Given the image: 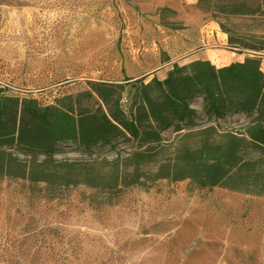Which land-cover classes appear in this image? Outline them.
Here are the masks:
<instances>
[{
	"label": "rangeland",
	"instance_id": "374dc122",
	"mask_svg": "<svg viewBox=\"0 0 264 264\" xmlns=\"http://www.w3.org/2000/svg\"><path fill=\"white\" fill-rule=\"evenodd\" d=\"M229 1L0 0V92L41 105L73 96L79 110L102 103L97 83H125L129 112L135 84L156 97L207 61L257 56L264 70V12H229ZM185 133L163 132L139 161L127 147L89 157L69 146L33 167L0 150L12 172L0 176V264H264V195L246 176L227 187L170 176L182 154H208L204 136Z\"/></svg>",
	"mask_w": 264,
	"mask_h": 264
},
{
	"label": "trees",
	"instance_id": "16d2710c",
	"mask_svg": "<svg viewBox=\"0 0 264 264\" xmlns=\"http://www.w3.org/2000/svg\"><path fill=\"white\" fill-rule=\"evenodd\" d=\"M228 4L229 12H264V0H230ZM230 43L238 47L233 39ZM135 85L138 99L129 112L120 103L125 83H97L94 91L102 103L79 110L73 96L41 105L35 98L0 92V150L23 155L33 167L39 166V156L50 159L69 146L89 157L106 149L121 154L127 147V158L139 161L161 147L162 133L173 128L186 132L181 136H204L208 154L190 157L186 150L189 155L182 154L168 165L170 176L192 179L199 186L226 187L227 179L246 176L253 180L248 191L264 195L261 58L247 57L222 67L207 64L193 75L168 77L156 97ZM197 99L202 100L200 110L193 105ZM235 116L245 117L247 124L241 129H222ZM9 162H0V176L12 174ZM33 173L29 174L32 183L39 181Z\"/></svg>",
	"mask_w": 264,
	"mask_h": 264
},
{
	"label": "crops",
	"instance_id": "0c3cea01",
	"mask_svg": "<svg viewBox=\"0 0 264 264\" xmlns=\"http://www.w3.org/2000/svg\"><path fill=\"white\" fill-rule=\"evenodd\" d=\"M207 64H213V65H215L214 62H210V61L205 62L204 65H207ZM223 66H226V65H223ZM221 67H222V66H221ZM198 71H199V70H198ZM198 71H196V72H194V73H192V74H190V75H193V74L197 73ZM159 81H161V80H159Z\"/></svg>",
	"mask_w": 264,
	"mask_h": 264
}]
</instances>
